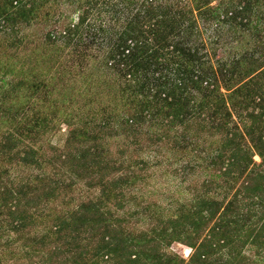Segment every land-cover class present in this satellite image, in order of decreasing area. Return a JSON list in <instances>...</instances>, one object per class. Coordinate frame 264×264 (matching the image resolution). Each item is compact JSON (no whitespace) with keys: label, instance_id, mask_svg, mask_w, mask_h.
Listing matches in <instances>:
<instances>
[{"label":"trees","instance_id":"obj_1","mask_svg":"<svg viewBox=\"0 0 264 264\" xmlns=\"http://www.w3.org/2000/svg\"><path fill=\"white\" fill-rule=\"evenodd\" d=\"M208 26L217 44L232 35L227 59ZM36 36L38 74L0 60V264H264V0H0V48L17 58ZM64 54L106 86L78 122L66 93L52 98ZM60 117L64 146L46 156L37 140ZM163 146L185 178L205 177L173 211L133 209ZM80 186L93 194L58 210Z\"/></svg>","mask_w":264,"mask_h":264},{"label":"rangeland","instance_id":"obj_2","mask_svg":"<svg viewBox=\"0 0 264 264\" xmlns=\"http://www.w3.org/2000/svg\"><path fill=\"white\" fill-rule=\"evenodd\" d=\"M213 4H216V2H213ZM74 8V6H70L63 7L62 10H60L59 13L64 14V18H62L61 21L63 25L67 23H74V19H76V16H74ZM62 24L60 25V28L62 27ZM200 25L203 26V24ZM212 27L208 26V29L203 34V38L207 43L209 53L213 54L214 49L216 48L215 59H227L228 55L234 52V49H232L230 46L233 37L231 35L226 37L224 40L221 39V42L217 44L216 40H210L209 38L211 37L214 29ZM225 40H227L228 43L224 44V47H222L221 44L224 43ZM37 46L39 47L38 52L33 49ZM5 48L6 47L0 48L1 63L4 62L6 65H10L12 68H17L14 72H18L19 76L30 78L40 72V68L38 67L35 60L39 57V54L43 52V46L37 36L35 43L27 45V47L19 50V56L17 58L14 57L15 52L8 51V49ZM7 54H10L12 57L8 59ZM68 56L69 55L65 56L66 61L63 62L66 64L60 65L59 63L56 68L60 69L54 71L56 72V85L55 89L53 90L52 98L61 100L62 95L66 93L67 98L70 99V101L68 104L69 107L67 105L68 108L65 110H67L68 113H72L73 118L76 122H78L79 120L82 121L91 117L94 109L101 108L102 100H100V98L97 96V93H102L105 89L102 90L101 88H106V86H102L97 82V75L95 76L92 74L95 72L97 73V70L91 65L89 59L83 58L79 61L78 58L74 56V60L72 61L73 58H68ZM10 76L11 74L8 75V77ZM103 80L100 82L102 83ZM106 96L108 97V95ZM104 98L108 100L106 97ZM66 118H58L56 125L53 127L54 129L44 135V137L41 139L37 140V145L43 146L46 156H52L49 149L51 145L58 148L60 147L59 149L63 148L66 136L69 131L68 124L66 121H64L67 120ZM122 141L123 139H113L108 137L105 139V142L111 148L112 153L117 156H119V151L125 148L122 145ZM137 148L138 153L145 156L146 158L149 157L148 155L150 150H148L146 146H144L143 149H141V147ZM163 148L164 149L162 152L152 154V156L157 157L160 162L157 166H154L153 168L151 167L149 170L147 169V179L145 182L139 185V191L137 190L134 192L138 196V199L135 202V205H132L133 209H143L144 207L148 206V204H151L152 206L159 208L161 207L165 210H168L169 212L173 211L177 208L176 200H184L185 198L190 197L193 193V186L195 183L201 182L205 177L196 174L193 178H185L180 171L182 166L181 162L170 164L165 160L166 156H173L175 153L169 152L168 148L165 146H163ZM254 159L256 161H260L259 157L257 156H255ZM17 171L22 176H26L30 173L37 175L39 173V171L36 169L23 170L18 168ZM92 194L93 192L87 193L86 188L84 186H80L78 189H75L71 192H62L61 197L56 201L55 206L58 210L72 208L79 201H81L82 198H86V196ZM132 221L139 222L138 219H133ZM139 224L140 223H136V225ZM170 250L186 259L189 258V255L192 251L188 246L177 242L171 246Z\"/></svg>","mask_w":264,"mask_h":264}]
</instances>
